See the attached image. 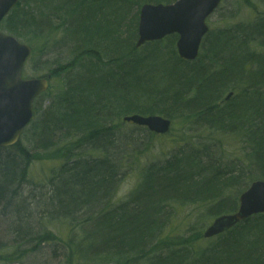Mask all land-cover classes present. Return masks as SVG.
<instances>
[{"label": "trees", "instance_id": "1", "mask_svg": "<svg viewBox=\"0 0 264 264\" xmlns=\"http://www.w3.org/2000/svg\"><path fill=\"white\" fill-rule=\"evenodd\" d=\"M175 1L18 0L1 21L2 31L31 46L28 61L33 53L68 47L82 67L76 79L67 72L75 66H52L47 74H63L64 82L51 104L40 115L35 109L16 144L0 148V229L12 236L0 260L20 263L50 248L67 264H264V214L209 239L192 223L181 233L172 222L165 230L171 202L196 203L204 209L196 219L211 222L235 212L239 194L264 179V54L247 49L257 39L250 31L264 34V19L210 31L193 61L177 55L176 35L136 48L140 6ZM104 41L108 45L98 49ZM109 60L115 62L111 69ZM90 71L95 76L88 80ZM230 90L234 96L221 104ZM129 113L161 114L236 135L245 159L229 170L206 143L174 139L168 159L149 163L129 197L115 203L123 171L139 152V139L120 140L128 134L120 119ZM35 160L58 164L35 186L38 193L31 191L33 214L14 199L26 202ZM56 221L66 225L65 236L48 229Z\"/></svg>", "mask_w": 264, "mask_h": 264}, {"label": "water", "instance_id": "2", "mask_svg": "<svg viewBox=\"0 0 264 264\" xmlns=\"http://www.w3.org/2000/svg\"><path fill=\"white\" fill-rule=\"evenodd\" d=\"M221 0H176L171 4L141 5L138 15L136 47L176 34L178 56L186 61L197 58L203 37L208 31L206 18ZM18 0H0V21ZM31 47L0 31V147L15 144L33 116V102L49 84L47 77L22 78V71ZM230 94L227 96V98ZM149 131L165 134L170 130L168 119L155 115H132L124 118ZM256 214H264V180H255L240 195L238 209L224 214L206 228L210 238Z\"/></svg>", "mask_w": 264, "mask_h": 264}, {"label": "rangeland", "instance_id": "3", "mask_svg": "<svg viewBox=\"0 0 264 264\" xmlns=\"http://www.w3.org/2000/svg\"><path fill=\"white\" fill-rule=\"evenodd\" d=\"M250 1L252 2L254 0ZM250 4L252 6L254 5L255 7L257 6V9H259L260 11H264V1H261L260 3ZM256 20L258 19H254L252 9L249 6L245 5L243 3V0H223L219 7L208 17L206 22L208 27L210 28V31H218L234 26L245 27V25H250ZM261 41L262 37L256 40L253 39L249 41V47L247 48L248 51H252L254 53L256 52L258 54H264V44ZM57 52L53 54L51 53V51L47 50L42 53H33L31 59L26 63L24 67V76L32 77L46 75L48 73V70L52 66L56 67L55 58L56 61H58L61 60L64 55L61 52L57 54ZM63 82V74L51 79V88H49L45 92V95L43 97L41 96L37 98L34 102V109H37L38 111L37 115H40L45 110V108H47L51 104L54 93H56L60 89ZM171 121L172 122L170 130L165 134H157L148 131L152 133L151 136L154 135V137H149L147 135L144 136V134H140L139 130L137 129V127L139 126L133 124L123 125L124 131L128 130L130 138L131 136H134V138L138 136L137 139L140 140V145L136 148V150L139 152L135 156L131 167L126 168L125 171H123L119 186L113 198V201L115 203L119 202L120 200H126L129 197V195L133 192V189L140 182V175L142 174L143 169L147 167L149 163H156L157 161H159V163H162L165 159H168V157L172 154V146H174L172 142L174 141V139H179L182 141L187 140L189 141V146L192 145V143H199L200 141L206 143L208 146L212 147V149L210 147L208 149L210 156L214 158L216 162H221L223 166L225 168H228L229 170L234 169L236 161L245 159L243 152V143L238 136L223 134L220 132L210 133L204 127L184 126L181 123V119L179 118H173L171 119ZM146 130L148 129H145V131ZM141 141H144V143ZM57 164V161L40 162L35 160L29 168L28 178L30 179V183L28 184V188H26L24 199H26L27 203L29 202L31 209H33V214L36 213L37 209L35 207L36 204L33 198H29L32 197L31 191L35 189V186L42 185L47 181L48 177L53 174V169ZM232 190L233 189H231V191ZM34 191L35 193H38L39 190L35 189ZM42 193L43 192H41L40 194ZM37 195L42 197V195ZM166 209H170L171 211V214H169V222L165 227V230L167 231L171 222L172 225H174V230L176 233L182 232L181 228L185 223H192L197 227H203L204 231L209 224L208 222H210L207 221L201 223V220L196 219L198 213L202 214L204 212V209L202 207H198V204L196 203H182L173 201L171 202V207ZM48 224V229L52 232L57 233L61 231V237L66 235V225L61 221H56ZM38 225L39 224L36 223V226ZM11 238L12 236H8L6 231L0 229L1 254L6 249H8L7 247H4L1 242L7 243L8 241L9 243H11ZM56 250H60L59 247H57ZM45 253L48 254V258L46 257L47 254ZM45 253L44 257H37L36 251L31 252L30 256L28 255V257L22 260L20 263L15 264H40V260L42 261L41 264H67L66 261L61 260L59 252L56 258L51 255L52 252L50 248H47V251H45ZM0 264L8 263L5 260L1 259Z\"/></svg>", "mask_w": 264, "mask_h": 264}, {"label": "bare ground", "instance_id": "4", "mask_svg": "<svg viewBox=\"0 0 264 264\" xmlns=\"http://www.w3.org/2000/svg\"><path fill=\"white\" fill-rule=\"evenodd\" d=\"M252 36H254L255 38H257V39H259L260 37H262V43L264 44V34H259V32H255V31H250L249 32ZM108 42H101V43H99L98 45H101V46H99L98 47V49H101V48H103V47H105V45L107 44ZM103 44V45H102ZM108 45V44H107ZM202 45V44H201ZM201 45H200V48H201ZM58 51V52H57ZM57 52V54L58 53H62V54H64L63 55V57L61 58V60H58V61H56V58H55V64L56 65H58V66H65V70H69L70 68H67V67H70V66H75L72 70H73V72H71L70 70L69 71H67L68 73H70L71 75L72 74H74V76H75V78L77 79L78 77H79V75H80V68L82 67V66H79L78 64H80V62L79 61H77V55L76 54H73V52H72V50H70V49H68V47H55V48H52L51 49V53H56ZM72 53V54H71ZM210 53V51L208 50L207 51V54H209ZM67 64H69V66H67ZM72 64V65H71ZM115 65V62L114 61H111V60H109V66H108V69H111V67H113ZM67 68V69H66ZM93 76H95V72L94 71H90L86 76H85V78H88V80H90V79H92V77ZM230 94V96L227 98V96ZM234 96V91L233 90H230V91H228L227 93H225L223 96H222V98L220 99V103L221 104H223L224 102H228V101H230L231 100V98ZM140 115V114H138V113H129V114H127V115H124L123 117H121V119H120V121H121V123H122V127H123V125H126V124H129V125H131V124H134L132 121H126L124 118L126 117V116H132V115ZM86 115V117H87V119L89 120L90 118H92V115H90L89 113L88 114H85ZM84 115V116H85ZM149 115H155V116H159V117H161V118H165V119H168L170 122H172L171 121V119L172 118H170V117H166V116H164V115H161V114H149ZM149 115H140V116H149ZM114 119H117V118H113L112 119V123H113V121H114ZM111 123V124H112ZM139 127H142V128H145V126H139ZM140 133V132H139ZM127 134V133H126ZM131 138H132V140L134 141V136H131ZM130 137H129V134H127L126 136H124V135H122L121 136V139L120 140H122V142L124 143V144H126V142H129L130 141V139H131ZM136 138H138V136H136ZM129 144H127L126 146H128ZM129 147V146H128ZM171 168H174L175 169V167H171ZM14 202H16L15 204L17 205V206H19L20 208H25V206L27 207V206H29V204L27 203V202H25L23 199H14ZM223 215V214H222ZM219 216H221V215H219ZM219 216H217V217H219ZM216 217V218H217ZM216 218H214V219H216ZM249 218V217H248ZM247 218V219H248ZM1 244L3 245V246H5V247H9L10 246V243L7 241V243H4V242H1Z\"/></svg>", "mask_w": 264, "mask_h": 264}, {"label": "flooded vegetation", "instance_id": "5", "mask_svg": "<svg viewBox=\"0 0 264 264\" xmlns=\"http://www.w3.org/2000/svg\"><path fill=\"white\" fill-rule=\"evenodd\" d=\"M261 1L264 0H254L252 2L250 0H243V3L252 9L254 19H264V11H260L259 9H257V6H252L250 3L255 4L260 3Z\"/></svg>", "mask_w": 264, "mask_h": 264}]
</instances>
